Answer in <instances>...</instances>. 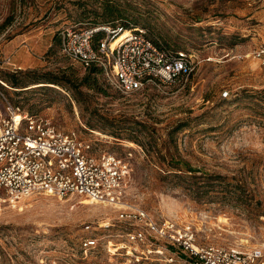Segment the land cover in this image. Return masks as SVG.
Here are the masks:
<instances>
[{"label":"rangeland","instance_id":"374dc122","mask_svg":"<svg viewBox=\"0 0 264 264\" xmlns=\"http://www.w3.org/2000/svg\"><path fill=\"white\" fill-rule=\"evenodd\" d=\"M107 21L186 50L192 72L130 93L97 71L82 79L88 70L61 52L59 31ZM260 42L264 0H0V107L2 92L126 158L125 206L188 224L197 242L264 250V65L251 54ZM0 221V264H179L127 252L146 244L127 241L136 223L124 206L80 195L0 202ZM85 236L96 245L82 247Z\"/></svg>","mask_w":264,"mask_h":264},{"label":"built area","instance_id":"2783aa9c","mask_svg":"<svg viewBox=\"0 0 264 264\" xmlns=\"http://www.w3.org/2000/svg\"><path fill=\"white\" fill-rule=\"evenodd\" d=\"M59 38L65 56L84 68L96 67L123 93L147 91L186 77L193 70L191 53L156 41L140 25L105 22L69 26L59 31ZM251 54L264 65V42ZM1 95L0 190L4 194L0 202L15 205L32 194L59 198L80 195L94 203L124 206L127 218L136 223L125 233L127 241L146 244L141 250L127 246L126 251L132 254L148 257L157 253L167 262L179 264H264L260 245L197 242L190 225L172 218L157 222L143 207L125 206L131 169L126 158L96 148L99 137L58 127ZM2 229L0 221V239ZM147 233L162 242L149 241ZM97 241L85 236L82 247H92Z\"/></svg>","mask_w":264,"mask_h":264},{"label":"trees","instance_id":"16d2710c","mask_svg":"<svg viewBox=\"0 0 264 264\" xmlns=\"http://www.w3.org/2000/svg\"><path fill=\"white\" fill-rule=\"evenodd\" d=\"M108 22V21H107ZM103 23H105V22H103ZM90 24H101V23H90ZM84 68V67H83ZM85 69H87L88 70V72H87V74L86 75H84L83 76V78L82 79H85V80H87L88 78H89V76H88V74L90 73V71H97V72H99L98 71V69L96 68V67H93V66H91V67H86ZM47 82H56V81H54V79H49V80H46ZM85 82V81H84ZM172 156V155H171ZM174 169H182V168H176V167H174ZM185 170H188V171H195L196 169H195V167H193V166H188Z\"/></svg>","mask_w":264,"mask_h":264},{"label":"bare ground","instance_id":"6f19581e","mask_svg":"<svg viewBox=\"0 0 264 264\" xmlns=\"http://www.w3.org/2000/svg\"><path fill=\"white\" fill-rule=\"evenodd\" d=\"M89 202H91V201H89Z\"/></svg>","mask_w":264,"mask_h":264}]
</instances>
